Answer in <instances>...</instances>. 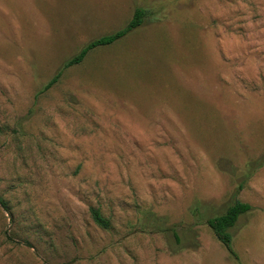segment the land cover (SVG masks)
<instances>
[{
  "label": "rangeland",
  "instance_id": "1",
  "mask_svg": "<svg viewBox=\"0 0 264 264\" xmlns=\"http://www.w3.org/2000/svg\"><path fill=\"white\" fill-rule=\"evenodd\" d=\"M0 200V264L262 261L264 0H0Z\"/></svg>",
  "mask_w": 264,
  "mask_h": 264
},
{
  "label": "trees",
  "instance_id": "2",
  "mask_svg": "<svg viewBox=\"0 0 264 264\" xmlns=\"http://www.w3.org/2000/svg\"><path fill=\"white\" fill-rule=\"evenodd\" d=\"M145 14L146 12L144 9L137 8L135 9L132 15V18L125 25V27L113 33L98 37L88 42L73 57L65 61L62 67L56 72V74L52 77V79L46 84L45 89L47 90L51 88L55 83H57L59 79L61 78L62 73L65 69L81 64L84 61L87 54L93 49L111 45L114 42L121 39L122 37H124L125 35H127L128 33H130L131 31L140 27L143 23V18ZM243 187H244V182H241L238 185L237 190L240 191L243 189ZM0 203L4 205V203L1 200H0ZM250 210H251V206L248 203L235 200L233 204L227 208L224 214L218 215L213 218H208L206 220V225L208 226L209 229L212 230L214 237L233 256L235 254L232 249V235L230 233L231 229L235 226L239 217L249 212ZM90 214H91L92 220L98 227L102 229L109 228V221L102 216L101 212L98 209L91 208Z\"/></svg>",
  "mask_w": 264,
  "mask_h": 264
},
{
  "label": "crops",
  "instance_id": "3",
  "mask_svg": "<svg viewBox=\"0 0 264 264\" xmlns=\"http://www.w3.org/2000/svg\"><path fill=\"white\" fill-rule=\"evenodd\" d=\"M262 213L264 214V209H263V212H262ZM263 221H264V220H263ZM259 235H260V234H259ZM254 248L257 249L258 247L255 246ZM261 255L264 256V252L261 253ZM255 256H256V254H255ZM253 260H254V261H253V264H262V263L264 264V259H262V261H263V262H262L261 259H260V257H259V259H257V257H256V259L253 258Z\"/></svg>",
  "mask_w": 264,
  "mask_h": 264
}]
</instances>
